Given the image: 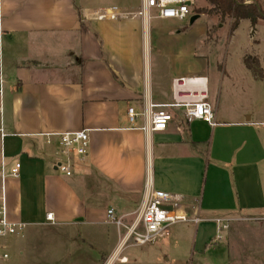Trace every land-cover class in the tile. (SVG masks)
Here are the masks:
<instances>
[{"label":"crops","instance_id":"obj_1","mask_svg":"<svg viewBox=\"0 0 264 264\" xmlns=\"http://www.w3.org/2000/svg\"><path fill=\"white\" fill-rule=\"evenodd\" d=\"M144 1L0 0V197L4 185L10 220L25 225L2 240L9 259L0 264H51L50 256L27 254L44 226L70 232L48 242H111L101 261L114 264L123 232L108 210L118 218L138 212L148 180L210 221L176 225L132 259L125 252L134 247L127 248L126 264H264V89L247 103L220 91L211 101L202 75L216 127L167 109L173 120L165 132L141 130L150 125L149 105L171 102L173 80L190 77L170 65L183 49L167 48L190 28L173 20L99 21L95 13L134 11ZM204 1L201 9H210ZM202 18L210 26L214 17L200 15L192 27ZM243 25L259 45L264 20L255 29L250 20ZM240 61L249 85L262 87L244 55ZM130 108L139 114L135 124ZM82 130L90 154L67 177L56 169L58 147L41 135ZM17 163L19 176L3 182V165L10 173ZM217 218L230 220L226 229Z\"/></svg>","mask_w":264,"mask_h":264},{"label":"built area","instance_id":"obj_2","mask_svg":"<svg viewBox=\"0 0 264 264\" xmlns=\"http://www.w3.org/2000/svg\"><path fill=\"white\" fill-rule=\"evenodd\" d=\"M194 0H145L143 5L134 11L120 10L117 8L100 10L95 13L99 21L121 20H173L185 22L194 16L192 5ZM155 14H154V13ZM208 78L205 76H190L175 78L172 82L171 102L167 104H150V125L141 128L144 132H165L173 117L167 109H180L188 119L202 120L211 127H216L215 110L211 105ZM128 122L135 124L139 114L134 108L127 112ZM264 126V123L262 124ZM45 145L56 144L58 147V161L56 169L67 177L74 175L75 168L90 154V135L88 130L67 132L59 134H42ZM21 164L17 163L10 173L1 170L2 181L9 176L18 177ZM133 217L131 222L125 219ZM108 218L123 232L120 250L115 260L126 264L128 259L121 256V252L131 247H144L153 245L171 236L174 226L192 223L200 225L210 220L201 217L198 208H189L183 203L182 198L170 192L156 190L152 187L151 180L146 183V190L138 212L123 218H118L114 210H108ZM48 221H53V215L47 216ZM264 221V219H262ZM226 229L230 220L217 218L213 220ZM24 224L14 223L8 214L5 187L2 186L0 197V263L9 259L3 252L2 240L23 233ZM114 262V261H113ZM107 264H113L107 262Z\"/></svg>","mask_w":264,"mask_h":264},{"label":"rangeland","instance_id":"obj_3","mask_svg":"<svg viewBox=\"0 0 264 264\" xmlns=\"http://www.w3.org/2000/svg\"><path fill=\"white\" fill-rule=\"evenodd\" d=\"M200 4L205 5L206 3L204 0H194L192 7L195 14L198 9L202 8ZM211 17H214L212 18L213 22L210 26L207 24V32L201 39L199 36L203 34L207 26L206 23H208L205 18H202L193 27L190 20L178 24L179 28H182L181 30L190 28V32L184 41L180 42V45L168 44L167 48L171 52L178 53L179 49H183L180 55L173 56L170 65L173 66V69L186 75H206L210 81L211 101L218 97L219 91L220 96L221 92L222 94L228 93L232 100L234 98L240 103L250 102L256 96L260 98L264 82L262 87L249 85L248 77L241 69L240 58L243 55L244 60L248 57L254 59L259 57L264 66V27L259 28L258 41L260 43L258 45L255 44L246 25L240 26L234 34H231L229 27H226L229 26V20L225 19L223 22L220 15H211ZM189 40H192L193 44H189ZM36 233V239L28 243L30 251H28V255L50 256L51 264H107L101 259L110 248L111 242H48L50 238L57 239L59 234H63L65 237V233H70L59 231L51 226L39 228ZM140 251V247H134L126 251L125 255L132 259ZM55 258L57 262L53 261ZM115 261L114 264H120L117 260ZM34 262L33 259H28L20 264H35Z\"/></svg>","mask_w":264,"mask_h":264},{"label":"trees","instance_id":"obj_4","mask_svg":"<svg viewBox=\"0 0 264 264\" xmlns=\"http://www.w3.org/2000/svg\"><path fill=\"white\" fill-rule=\"evenodd\" d=\"M210 9H198L197 15H220L222 21L226 18H231V34L239 27L242 20H250L253 28L260 20H264V8L260 0H206ZM236 1V2H235ZM258 6L262 9V14ZM247 68L252 71L256 78L262 79L263 73L260 63L257 59L248 57L244 60ZM255 63V64H254ZM257 66V68H256Z\"/></svg>","mask_w":264,"mask_h":264},{"label":"water","instance_id":"obj_5","mask_svg":"<svg viewBox=\"0 0 264 264\" xmlns=\"http://www.w3.org/2000/svg\"><path fill=\"white\" fill-rule=\"evenodd\" d=\"M235 2H236V1H235ZM258 8H259L260 13L262 14V9H261V7L258 6ZM199 18H200V15H195V16H193V17L191 18L190 23H191V24H194Z\"/></svg>","mask_w":264,"mask_h":264}]
</instances>
